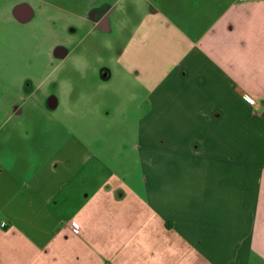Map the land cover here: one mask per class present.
Wrapping results in <instances>:
<instances>
[{
  "label": "crops",
  "instance_id": "1",
  "mask_svg": "<svg viewBox=\"0 0 264 264\" xmlns=\"http://www.w3.org/2000/svg\"><path fill=\"white\" fill-rule=\"evenodd\" d=\"M139 1L118 120L0 102V264H264V0Z\"/></svg>",
  "mask_w": 264,
  "mask_h": 264
},
{
  "label": "rangeland",
  "instance_id": "2",
  "mask_svg": "<svg viewBox=\"0 0 264 264\" xmlns=\"http://www.w3.org/2000/svg\"><path fill=\"white\" fill-rule=\"evenodd\" d=\"M139 2L0 0V102L21 106L14 116L20 129L35 134L41 123L52 120L67 123L87 118L94 125L99 116L119 119L124 92L112 77L105 83L100 71L106 63L114 68L113 57L135 25ZM16 3L27 4L31 17L16 19L12 15ZM104 9H108L109 28L102 32L92 26L90 18L94 11ZM97 56L106 61L95 62ZM102 84L111 88L105 91ZM50 97L58 101L52 108L47 106ZM117 128L112 127V139ZM124 141L122 150L128 151L129 141Z\"/></svg>",
  "mask_w": 264,
  "mask_h": 264
},
{
  "label": "flooded vegetation",
  "instance_id": "3",
  "mask_svg": "<svg viewBox=\"0 0 264 264\" xmlns=\"http://www.w3.org/2000/svg\"><path fill=\"white\" fill-rule=\"evenodd\" d=\"M96 12V11H95ZM94 13V12H93ZM93 13H92V17H93ZM95 14V13H94ZM105 18H106V14L105 12L102 13L100 15V17L97 19V22L96 24L94 25V27H96L98 30L102 31V32H105L104 28V24H105ZM93 26V25H92ZM58 51V50H57ZM63 50H59V53H62Z\"/></svg>",
  "mask_w": 264,
  "mask_h": 264
},
{
  "label": "built area",
  "instance_id": "4",
  "mask_svg": "<svg viewBox=\"0 0 264 264\" xmlns=\"http://www.w3.org/2000/svg\"><path fill=\"white\" fill-rule=\"evenodd\" d=\"M248 99V101L250 102V103H253L254 102V100L252 99V98H247ZM1 225H3V223H1Z\"/></svg>",
  "mask_w": 264,
  "mask_h": 264
}]
</instances>
